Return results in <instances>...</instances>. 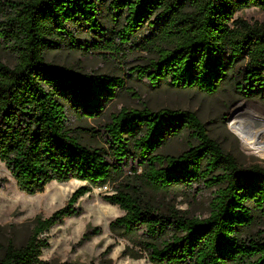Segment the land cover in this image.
Wrapping results in <instances>:
<instances>
[{
  "label": "trees",
  "instance_id": "16d2710c",
  "mask_svg": "<svg viewBox=\"0 0 264 264\" xmlns=\"http://www.w3.org/2000/svg\"><path fill=\"white\" fill-rule=\"evenodd\" d=\"M102 6L110 27L100 20ZM249 7L264 10V0L0 1V44L15 56L12 67L0 63V162L27 194L52 181L85 183L49 217H36L23 245L8 242L0 264H49L40 259L48 247L43 234L79 213V197L114 184L127 168L131 176L104 196L123 211L109 228L139 247L151 264H264V232L258 229L264 166H240L210 138L196 113L182 109H122L105 125L104 147H92L71 133L65 109L79 118L98 117L124 86L123 78L45 60V52L60 43L110 54L137 46L155 56L130 74L150 88L211 95L228 84L240 99L264 100V28L233 19ZM144 28L150 29L147 35L141 34ZM78 32L85 38H77ZM185 133L194 141L187 149L161 153ZM194 184L215 188L205 217L140 197L143 187L166 193ZM98 233L88 228L83 237ZM123 254L141 257L129 247Z\"/></svg>",
  "mask_w": 264,
  "mask_h": 264
},
{
  "label": "rangeland",
  "instance_id": "374dc122",
  "mask_svg": "<svg viewBox=\"0 0 264 264\" xmlns=\"http://www.w3.org/2000/svg\"><path fill=\"white\" fill-rule=\"evenodd\" d=\"M101 9L100 20L105 27H110L106 7L102 6ZM233 19H243L250 24L257 23L264 28V10L257 7L238 10ZM149 30L144 28L141 34L147 35ZM76 36L79 39L85 38L80 32ZM122 48L123 50L117 54H110L108 51L84 52L66 43H60L45 52V60L49 63L82 73L115 76L124 80V86L117 91L116 97L106 104L96 118H79L69 108L65 109L66 124L72 134L92 147H104L105 125L109 124L111 117L122 109L148 107L152 110L160 108L189 110L196 113L210 138L240 166H264V151L248 148L241 142L239 135L230 128L231 115L235 108H238L237 113L242 118L254 115L264 118L263 99H240L228 84H223L218 92L211 95L196 89H176L167 85L150 88L144 81L137 80L135 73L130 72L133 68L144 65L147 59L155 55L137 46L123 45ZM0 63L8 67L15 64L14 54L3 44H0ZM193 142L185 133L169 141L161 153L178 154ZM263 143L264 139L260 138L258 144ZM139 172L140 169L137 173ZM127 176H131L129 168L114 184H107L108 190L93 187L79 197L76 202L79 213L66 217L43 234L48 247L42 249L40 259L49 264H151L139 247L109 228V223L121 216L123 211L117 205L104 200V196L113 193L116 184L120 181L125 182L129 178ZM1 178L5 179V182L0 188V255L8 242L16 247L23 245L36 217H49L64 206L74 190L85 185L83 181L77 179L65 182L52 181L43 191L27 194L17 188L14 178L2 162ZM214 191L215 188H207L202 184H194L190 189L179 187L166 193L154 192L143 187L140 197L144 202L155 206L163 208L173 206L189 216L205 217L208 215ZM88 228H98L99 233L84 238L83 234ZM258 229L264 232V219ZM126 247L139 251L141 257L131 258L123 254Z\"/></svg>",
  "mask_w": 264,
  "mask_h": 264
},
{
  "label": "bare ground",
  "instance_id": "6f19581e",
  "mask_svg": "<svg viewBox=\"0 0 264 264\" xmlns=\"http://www.w3.org/2000/svg\"><path fill=\"white\" fill-rule=\"evenodd\" d=\"M235 108L231 115L230 128L239 135L241 142L248 148L264 151V143L258 144L260 138L264 139V118L258 115L242 118Z\"/></svg>",
  "mask_w": 264,
  "mask_h": 264
},
{
  "label": "built area",
  "instance_id": "2783aa9c",
  "mask_svg": "<svg viewBox=\"0 0 264 264\" xmlns=\"http://www.w3.org/2000/svg\"><path fill=\"white\" fill-rule=\"evenodd\" d=\"M100 188L104 191L108 190L107 184H104L102 186H100Z\"/></svg>",
  "mask_w": 264,
  "mask_h": 264
}]
</instances>
